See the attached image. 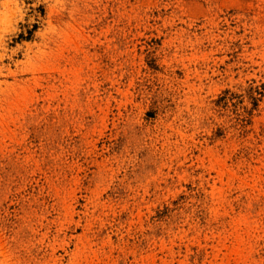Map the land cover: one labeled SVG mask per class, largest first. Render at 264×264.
<instances>
[{
  "label": "rangeland",
  "instance_id": "374dc122",
  "mask_svg": "<svg viewBox=\"0 0 264 264\" xmlns=\"http://www.w3.org/2000/svg\"><path fill=\"white\" fill-rule=\"evenodd\" d=\"M0 264H264V0H0Z\"/></svg>",
  "mask_w": 264,
  "mask_h": 264
},
{
  "label": "trees",
  "instance_id": "16d2710c",
  "mask_svg": "<svg viewBox=\"0 0 264 264\" xmlns=\"http://www.w3.org/2000/svg\"><path fill=\"white\" fill-rule=\"evenodd\" d=\"M29 32L31 33V31H29ZM21 36H22V37H24L25 35H24V34H22Z\"/></svg>",
  "mask_w": 264,
  "mask_h": 264
}]
</instances>
